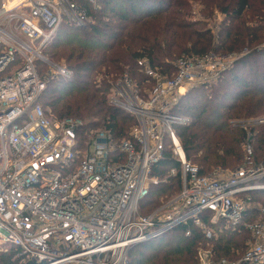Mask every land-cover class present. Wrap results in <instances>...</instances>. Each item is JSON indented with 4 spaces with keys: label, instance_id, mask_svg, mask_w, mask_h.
I'll return each instance as SVG.
<instances>
[{
    "label": "built area",
    "instance_id": "2783aa9c",
    "mask_svg": "<svg viewBox=\"0 0 264 264\" xmlns=\"http://www.w3.org/2000/svg\"><path fill=\"white\" fill-rule=\"evenodd\" d=\"M81 2L99 6V0L0 3V253L20 249L28 264H128L133 247L181 225L192 223L213 238L202 221L207 213L214 224L240 227L252 204L250 194L264 191V162L255 163L253 135L248 133L244 166L201 176L177 133L191 120L176 110L188 92L216 85L243 56L186 55L172 73L139 61L145 82L125 72L109 94L112 107L135 119L129 138L116 143L99 132L83 140L82 120H53L38 103L46 82L37 67L45 66L48 78L72 77L64 63L52 62L43 50L62 26L91 24ZM234 125L260 126L264 119ZM166 148L181 164L183 188L144 216L141 204L156 182L152 169ZM245 227L252 241L239 260H216L211 249H201L197 264H264V220Z\"/></svg>",
    "mask_w": 264,
    "mask_h": 264
},
{
    "label": "trees",
    "instance_id": "16d2710c",
    "mask_svg": "<svg viewBox=\"0 0 264 264\" xmlns=\"http://www.w3.org/2000/svg\"><path fill=\"white\" fill-rule=\"evenodd\" d=\"M98 5L94 8L81 2L91 24L86 28L62 26L43 50L45 57L64 62L72 72L70 79L48 78L45 66H37L46 82L38 103L51 119H80L84 122L81 138L89 140L93 131L100 130L119 143L129 138L136 122L109 103L118 76L128 72L142 84L146 79L138 66L141 60L172 73L175 62L186 55L247 51L216 85L193 89L181 99L176 113L191 121L177 128V133L188 162L199 168L201 176L244 166L249 132L255 163L264 162V125H234L264 119V48L258 49L264 43V0H99ZM194 5L201 7L205 19L216 13L224 17L217 31L205 20H192L196 18ZM151 178L156 182L141 204L144 216L182 191V167L171 149L166 148ZM250 195L252 204L237 229H226L223 221L212 223L207 213L202 221L213 238L192 223L181 225L133 247L128 264H197L201 249H211L216 260H239L252 241L245 224L264 220V208L256 204L264 205V191ZM25 256L22 250L10 248L0 253V264H28Z\"/></svg>",
    "mask_w": 264,
    "mask_h": 264
},
{
    "label": "rangeland",
    "instance_id": "374dc122",
    "mask_svg": "<svg viewBox=\"0 0 264 264\" xmlns=\"http://www.w3.org/2000/svg\"><path fill=\"white\" fill-rule=\"evenodd\" d=\"M2 2V0H0V3ZM193 12H194V15L196 18H193L192 20L195 21V22H204V20H207L206 22L209 24L210 27L214 28L215 30H218V26L221 25V23L223 22V18L221 19V17H218L219 14L216 13L214 14L213 16H207L209 18H206L205 19V16L201 14V7H199L198 5H194V8H193ZM220 19V20H219ZM222 20V21H221ZM206 24V23H205ZM208 27V26H207ZM261 48H264V43H262V45H260V47H258V49H261ZM249 54V52H243V53H239L238 55H242L243 57L245 55ZM61 63H64V62H61ZM251 120V119H250ZM246 121H249V120H246ZM131 125L128 126V128H130ZM252 127H255V126H248V128H252ZM129 130V129H128ZM130 131V130H129ZM101 132L100 130H97V131H93L91 133V136H93L92 134H95V133H99ZM92 138V137H91ZM83 140H88L86 138H82ZM90 140V139H89ZM257 206L261 207V208H264V205L263 203H256ZM237 256H240V252L237 253ZM243 256V254H241V257Z\"/></svg>",
    "mask_w": 264,
    "mask_h": 264
},
{
    "label": "water",
    "instance_id": "95a60500",
    "mask_svg": "<svg viewBox=\"0 0 264 264\" xmlns=\"http://www.w3.org/2000/svg\"><path fill=\"white\" fill-rule=\"evenodd\" d=\"M157 238H154V239H152V240H156Z\"/></svg>",
    "mask_w": 264,
    "mask_h": 264
}]
</instances>
